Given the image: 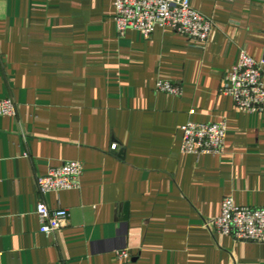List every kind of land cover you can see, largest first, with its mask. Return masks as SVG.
Returning <instances> with one entry per match:
<instances>
[{
  "label": "crops",
  "instance_id": "0c3cea01",
  "mask_svg": "<svg viewBox=\"0 0 264 264\" xmlns=\"http://www.w3.org/2000/svg\"><path fill=\"white\" fill-rule=\"evenodd\" d=\"M190 2L213 22L205 43L169 26L121 36L115 0H0V99L17 104L0 116V264H264V243L205 226L226 196L264 206V111L220 92L242 49L264 59V0ZM222 120V155L181 150L186 122ZM66 160L81 187L41 194ZM40 201L68 210L53 235Z\"/></svg>",
  "mask_w": 264,
  "mask_h": 264
},
{
  "label": "built area",
  "instance_id": "2783aa9c",
  "mask_svg": "<svg viewBox=\"0 0 264 264\" xmlns=\"http://www.w3.org/2000/svg\"><path fill=\"white\" fill-rule=\"evenodd\" d=\"M117 32L123 36L129 29H135L150 37L157 26L172 27L177 33L190 40L205 43L210 35L213 22L196 10L190 0H115ZM156 91L180 95L182 88L170 80L160 79ZM220 92L231 96L235 106L246 113L264 111V59L257 60L244 49L240 51L237 64L226 75ZM194 110L191 111L193 113ZM17 114L13 98L0 99V116ZM182 147L185 153L222 155L225 152L227 123L188 121L181 126ZM113 149L117 145L112 146ZM83 163L66 160L52 167L37 179L41 194L79 189ZM36 213L40 231L53 235L61 229L67 219L68 210L51 209L40 201ZM213 232L229 235L236 241L264 243V206H239L232 196L222 201L219 216L205 222ZM120 258L128 257L126 250L118 252Z\"/></svg>",
  "mask_w": 264,
  "mask_h": 264
},
{
  "label": "water",
  "instance_id": "95a60500",
  "mask_svg": "<svg viewBox=\"0 0 264 264\" xmlns=\"http://www.w3.org/2000/svg\"><path fill=\"white\" fill-rule=\"evenodd\" d=\"M123 153H124V151L122 150V151H121V154H123Z\"/></svg>",
  "mask_w": 264,
  "mask_h": 264
}]
</instances>
